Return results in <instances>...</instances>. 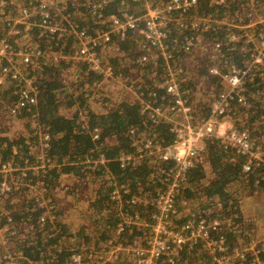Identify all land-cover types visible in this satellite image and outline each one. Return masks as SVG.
<instances>
[{"label": "trees", "instance_id": "obj_1", "mask_svg": "<svg viewBox=\"0 0 264 264\" xmlns=\"http://www.w3.org/2000/svg\"><path fill=\"white\" fill-rule=\"evenodd\" d=\"M39 1L27 4L33 9L32 19L38 22L43 12ZM95 1L66 0V5H60L67 7L65 14L72 19L67 27L84 28L94 35L101 28L94 15ZM167 1L153 2L164 5ZM21 2L6 7V15L0 20V40L13 17L18 16ZM99 2L102 0L96 3ZM256 2L255 8L251 9L245 0H198L196 9L185 14L183 22L188 24L194 18L211 16L228 24L249 25L251 10L264 15V0ZM122 10L142 14L144 3L142 0H107L100 12L109 17ZM231 31L239 32L229 30L227 25H218L209 31L188 28L182 32L174 26L171 29L167 42L172 54L170 69L191 107L195 123L200 124L209 117L212 103L225 89L223 81L210 75L209 70L217 66L227 74L233 64L245 67L251 56L241 52V48L249 46L241 44L247 39V32H239L242 38L245 37L240 43L232 44L229 41ZM36 33L40 35L39 29L34 27L29 37L35 49L38 43L39 50L46 56L51 51L61 59L52 63L44 58L38 62V70L35 66L26 69L36 83L37 104L34 107L26 105L16 116L11 113L19 101L20 89L16 87V81L9 75L0 86V167L9 163L24 168V173L15 174L22 183L15 188L17 190L6 196L0 191V235L9 247L1 249L0 264L8 254L21 264H68L76 248L83 247L81 252L90 254V260H95L98 252L107 254L120 243L124 246L145 245L150 228L144 225L156 223L154 201L169 189L175 165L148 156L135 167L122 168L119 159L123 154L136 153L137 147L146 139L161 146L174 140L171 130L180 118L172 110V98L162 87L169 77L165 59L158 51L144 48L135 32L125 36L112 34L108 42L96 48L105 68L112 69L113 76L105 78L103 73L91 71L87 64L70 59L79 46L74 34L50 40L47 45L44 41H36ZM191 38L198 40V47L195 46L192 53L183 49L184 42ZM216 44H220L219 50L211 48ZM143 55L149 56V62L137 63ZM67 76L75 77L67 82ZM250 79L246 84L249 109L233 103L228 118L234 121L233 127L248 133L257 144H263L264 80L259 76ZM135 94L165 110V117L155 119L150 112L143 114V101L137 100ZM29 108L30 112L27 111ZM36 121L51 137L49 148L44 151L41 142L36 145L37 130L33 124ZM6 123L24 125L30 132V139L16 136ZM37 151L45 152L46 158H37ZM101 157L105 163H96ZM40 159L45 163L43 170L36 173L28 169L37 166ZM245 163L246 157L226 148L216 138L209 139L203 157L187 172L185 182L175 194L176 210L170 215V222L178 230L192 219L230 220V226L220 232L228 238L231 252L240 250L245 256L234 260V264H258L256 259L264 262V166L254 165L246 172ZM62 176L76 181L80 188L88 183L92 186L93 201L89 204L92 213L85 219V224L71 226L68 215L64 216L56 206L54 192L63 180ZM3 181L4 176L0 174V187ZM116 189L121 191L120 198L114 197ZM40 192L48 199H54L51 205L53 219L47 218L45 224L41 223V218L48 208L43 206ZM75 199L76 206L80 198ZM85 201L88 204L89 199ZM125 215L131 216L134 223L119 232L118 225ZM2 242L0 248L4 247ZM251 247H254L253 251ZM117 263L129 264V261L123 262L119 258ZM158 264L217 262L205 244L198 243L183 246L172 258H161Z\"/></svg>", "mask_w": 264, "mask_h": 264}, {"label": "built area", "instance_id": "obj_2", "mask_svg": "<svg viewBox=\"0 0 264 264\" xmlns=\"http://www.w3.org/2000/svg\"><path fill=\"white\" fill-rule=\"evenodd\" d=\"M18 1H22L21 10L18 16L13 17L6 34L0 40V66L2 69V72H0V86L3 85L5 78L11 75L12 79L16 81V87L20 89L19 101L11 109L13 115H18L19 111L26 105L34 107L37 104L36 83L33 78L28 76L30 73H27L26 69L35 66L38 70V62L44 58H48L52 63H56L58 59H61L58 54H53L51 51H48L46 56L45 53L39 50L38 43H36L35 49L34 43L29 37L33 33L34 27H37L40 31V35L36 33L37 40L44 41L47 45L50 40L61 38L66 34H74L79 40V46L70 59L87 64L91 71L103 73L105 78L113 76L112 69L110 67L105 68L96 48L101 43L108 42L112 34L125 36L128 32H135L140 37L144 48L148 47L149 50L158 51L165 59L169 77L162 87L166 94L172 98V110L178 113L180 118L171 130L175 136L171 144L161 146L155 144L152 139H146L141 146L137 147L136 153L123 154L119 159L122 168L135 167L138 162L148 156L154 157L158 162H170L175 165L173 182L171 181L169 184V189L159 194L154 201L157 209L154 215L156 223L151 226L144 225L150 228L147 243L142 246H124L120 243L114 245L107 254L103 251L98 252L95 260H90V254L81 252L83 247L80 249L73 248L76 253L70 258L68 264H115L124 255L129 256V264H158L161 258H172L183 246L190 244L192 246L198 243L205 244L217 264H234V260L244 259L243 251H230L228 238L220 232L230 226V220L224 218L212 219V221L192 219L176 230L171 225L170 215L176 210L175 194L179 192L181 185L185 182L187 172L203 157L206 151V142L209 139L216 138L226 148L234 149L239 155L246 157L244 165V171L246 172H250L254 165L264 166V142L263 144H257L248 133L233 127L228 118L233 103L249 109L247 80L250 78V80H253L256 76L264 80V15H258L256 10H251L252 18L249 25L228 24V22L220 21L211 16L194 18L187 24L183 22L186 18L184 15L196 9L198 0H168L164 5L156 4L153 2L154 0H142L144 3L142 14H133L122 10L118 15L112 14L105 17L100 10L107 3V0L96 3L97 0L94 2L96 4L93 3V10H95L94 15L101 28L92 35L84 28L78 30L76 27L72 29L67 27L66 24L72 23V19L68 13L65 14L67 7H60V5H66V0L56 3V5L53 3L47 5L45 1L40 0V9L43 10L40 22L32 19L31 12L33 9L27 5L29 2L33 3L36 0H1L0 20H3L6 15V7L14 5ZM245 1L251 9H254L257 4L256 0ZM46 8L48 11H46ZM218 25H227L229 30L237 29L239 32H247L245 35L247 39L241 42V39L245 36L242 38L239 32L231 31L229 41L232 44L240 42L241 44H249V46L241 48V52L247 55L251 54V56L245 67L240 68L233 64L227 74H223L217 66H213L209 70L210 75L223 81L225 89L212 103L209 117L199 124L195 123V119L191 114V107L187 105L180 86L174 78L176 75L170 69L169 62L172 54L169 51L167 42L173 26L177 29L180 28L183 32L188 28L195 31H209ZM24 39L29 45L17 48L15 46L16 40ZM197 41L194 38L186 40L183 49L192 53L195 46L198 47ZM220 47V44H216L211 48L219 50ZM148 62V55H143L137 60V63L140 64ZM5 63L7 65H4ZM66 81H73V79L71 76H67ZM135 98L143 101V114L150 112L151 117L155 119L165 117V110L152 106L142 98H138L137 94H135ZM27 111L30 112V108ZM33 124L37 130L36 136L39 145L41 142L42 150H47L51 142L50 134L41 129L38 121ZM262 126L264 128V119ZM40 158H46V153L42 152ZM47 161L49 162V160ZM99 162L104 164V157H101L100 161L96 163ZM44 168L45 163L40 159L37 166L28 169L37 173ZM23 171L24 168H18L15 164L7 163V165L0 167V174L4 176V181L0 187L2 196H6L12 190H17L22 185L15 174L18 172L24 173ZM23 180L25 178L22 179V182ZM120 192L119 189H116L114 197L120 198ZM40 194L43 206L48 208L47 214L41 218V223L45 224L47 218L53 219L52 210L54 208L51 206L53 204L50 199L46 197L47 195L41 192ZM133 223L132 217L125 215L123 221L118 225L119 232L124 231L126 225L130 226ZM253 249L254 247L250 248L252 251ZM2 263L21 264L9 254L4 256ZM255 263L264 264L259 259H256Z\"/></svg>", "mask_w": 264, "mask_h": 264}, {"label": "rangeland", "instance_id": "obj_3", "mask_svg": "<svg viewBox=\"0 0 264 264\" xmlns=\"http://www.w3.org/2000/svg\"><path fill=\"white\" fill-rule=\"evenodd\" d=\"M47 3V5H51L52 3L54 5H56V3H60V2H64L65 0H43ZM155 1V0H154ZM161 1V0H158ZM86 22V21H85ZM36 40H37V36H36ZM29 43H27L25 40H16L15 42V46L17 48H23L25 46H28ZM75 76H71V78H73ZM1 118L2 115L0 113V131L2 130L1 128ZM4 119V118H3ZM230 120V119H229ZM19 123V122H18ZM230 124H232V126L234 125V121L230 120L229 122ZM6 125H10L12 127V129L15 131V135H22L24 137H26L27 139H30V132L25 128L24 125L22 124H17V123H6ZM12 135V134H10ZM13 136V135H12ZM37 143H39V140H37ZM32 151H35V147H33ZM36 156L37 158L41 157V153H39L38 151L36 152ZM63 180L60 182V184L57 186V189L54 192V195L56 197V206L60 208L61 212L63 213L64 216H67L69 211L68 208L65 206L68 203V199L71 198L73 200V203L75 201V198L81 194H83L84 196H88L89 191L92 190V186L90 183H88L89 186H84L82 188H80V184H78L76 181L74 180H68L66 179L65 176H62ZM72 182V183H69ZM73 182H76L75 185H73ZM90 187V190H89ZM58 192V194H57ZM66 198V201L64 200ZM51 203H54V199H50ZM79 210H77V212H75V214L73 216L78 215V219L82 218L83 213L86 211L85 207H83V209L81 208V204H79ZM75 211V210H74ZM263 213V212H262ZM81 216V217H80ZM69 219V218H68ZM0 241H3V245L4 247L0 248V254L3 253V251L1 249H8L9 247L6 246V239L4 238V236L0 235ZM122 261L123 262H128L129 261V256L124 255L122 257Z\"/></svg>", "mask_w": 264, "mask_h": 264}, {"label": "crops", "instance_id": "obj_4", "mask_svg": "<svg viewBox=\"0 0 264 264\" xmlns=\"http://www.w3.org/2000/svg\"><path fill=\"white\" fill-rule=\"evenodd\" d=\"M128 96H129V98L132 97V96H130V95H128ZM134 97H135V95H134ZM124 98H128V97H124ZM69 183H72V182H69ZM75 183H76V182H73V185H75ZM84 186H85V185H84ZM84 186H81V188L84 187ZM87 186H89V185L87 184ZM85 187H86V186H85ZM89 190H90V187H89ZM57 194H58V192H57ZM78 197L80 198V202H79V204H81V208L83 209V207H85V210H86V211L83 213L81 219H80V218L78 219V215L73 216V215L75 214V212H77V210L80 209V208L78 207L79 204L75 206L76 199H75V201H74V203H73V200H72L71 198H69V199H68V203L65 205V206L68 208V211H69V213H68V217H67V218H69L68 221L71 222L70 225L73 226V227H76V226H78V225L80 226V225H82V224H85V219L88 218V216L91 215V213H92V212L90 211V209H89V204L93 201V193H92V190L89 191L88 196H84L83 194H81V195H79ZM87 199H89L88 204H87V201H85V200H87ZM64 200L66 201V198H65ZM74 210H75V211H74ZM80 217H81V216H80ZM0 232H2V230H1Z\"/></svg>", "mask_w": 264, "mask_h": 264}]
</instances>
